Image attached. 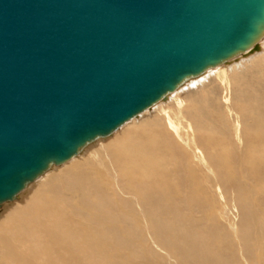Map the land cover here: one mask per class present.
Here are the masks:
<instances>
[{
	"label": "bare ground",
	"instance_id": "6f19581e",
	"mask_svg": "<svg viewBox=\"0 0 264 264\" xmlns=\"http://www.w3.org/2000/svg\"><path fill=\"white\" fill-rule=\"evenodd\" d=\"M262 39L3 202L0 264H264Z\"/></svg>",
	"mask_w": 264,
	"mask_h": 264
},
{
	"label": "water",
	"instance_id": "95a60500",
	"mask_svg": "<svg viewBox=\"0 0 264 264\" xmlns=\"http://www.w3.org/2000/svg\"><path fill=\"white\" fill-rule=\"evenodd\" d=\"M264 37V0H0V206Z\"/></svg>",
	"mask_w": 264,
	"mask_h": 264
},
{
	"label": "rangeland",
	"instance_id": "374dc122",
	"mask_svg": "<svg viewBox=\"0 0 264 264\" xmlns=\"http://www.w3.org/2000/svg\"><path fill=\"white\" fill-rule=\"evenodd\" d=\"M263 39H264V37H263ZM263 39H262V40H263ZM262 43H264V42H262ZM251 53H252L251 51L247 50V51H245V52H243V53H241V54H239V55H237V56H235V57H233V58H234V59H237V58H239V57H242V58H243V57H246L247 55H250ZM229 61H230V60H229ZM225 63H226V62H225ZM234 63H235V62H234ZM232 65H235V64H232ZM207 71L210 72V73H211L210 75L213 76V78H214V75H213V73H212V71H211V68L208 69ZM196 77H199V76H196ZM196 77H192V78L188 79L184 84L181 85V87H178V88H182L183 86L187 85L186 87H188V88L190 87L189 89H190V90H191V89L193 90L194 88H191V86H192V83H194V82L196 81V79H197ZM190 80H192V81H190ZM188 82H189V83H188ZM188 84H189V85H188ZM178 88H177V89H178ZM177 89H176V90H177ZM176 90H174V91H176ZM151 109H154V108H151ZM149 110H150V109H149ZM149 110H146V111H149ZM133 119H136V117H134ZM133 119H132V120H133ZM132 120L130 119L129 121H127V123H129V122L132 121ZM124 125H126V123H125ZM124 125H122V126H124ZM122 126H120V127H122ZM120 127H119V128H120ZM119 128H118V129H119ZM118 129H116V130H118ZM116 130H115V131H116ZM108 136H109V135H108ZM108 136H106V137H108ZM101 139H103V138H101ZM60 165H61V164H60ZM53 166H59V165H53Z\"/></svg>",
	"mask_w": 264,
	"mask_h": 264
}]
</instances>
